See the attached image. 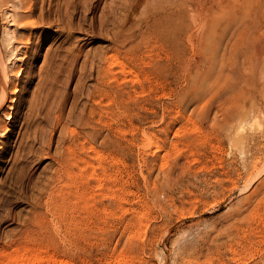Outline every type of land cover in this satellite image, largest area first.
I'll return each mask as SVG.
<instances>
[{
  "label": "rangeland",
  "instance_id": "374dc122",
  "mask_svg": "<svg viewBox=\"0 0 264 264\" xmlns=\"http://www.w3.org/2000/svg\"><path fill=\"white\" fill-rule=\"evenodd\" d=\"M132 1L35 0L22 41L1 17L0 261L26 247L72 264H264V206L231 232L248 190L219 127L242 102L236 77L264 79V0H226L209 27L200 0ZM255 101L244 132L264 128Z\"/></svg>",
  "mask_w": 264,
  "mask_h": 264
},
{
  "label": "bare ground",
  "instance_id": "6f19581e",
  "mask_svg": "<svg viewBox=\"0 0 264 264\" xmlns=\"http://www.w3.org/2000/svg\"><path fill=\"white\" fill-rule=\"evenodd\" d=\"M196 1H198V0H196ZM200 1H201L200 5H196V6H192V5L189 6L188 5V7L192 6L191 9L193 8V9L200 10L199 11L200 13L205 8V10H204V11H206L204 13V19L205 20L203 19L202 26L203 27L211 26L213 24L211 19H215L217 26H219L220 18H222V16H221L222 7H223V4L225 3L226 0H207V1L206 0H200ZM207 2H209L208 4H210L208 7L205 6V5H207L206 4ZM133 3H135L134 6H136L138 3V0H136V2L132 1V4ZM0 6H2V8H0V19H1V17H4L6 14H10V16L12 17V19H11L12 25H14L15 28L17 29V31H19L18 32L19 37H18V35L16 37H18L19 40L22 41L23 40L22 38H23V36L25 37V34H24L23 30H21V29L27 28L28 26L30 28V26H33L35 24V22L33 20H31V17L33 15V11L35 10V0H0ZM215 6H216V8H214ZM131 9H133V7ZM192 12H193V10L191 11V13ZM196 12H198V11H196ZM179 15H181V14H179ZM127 17H129L128 14H127ZM171 18H173V20ZM171 18L166 17V16L165 17L159 16V17H156L150 25H153V24L157 25L160 28H163L164 29L163 31H166L167 33H170V34H174L177 30L180 31L182 29V27L185 26V20L186 19L183 20V18H182L181 21H177V20H175L174 17H171ZM163 20H165L164 26H163ZM122 21H124V20H122ZM158 23H160V24H158ZM121 28H123V27H121ZM131 29H132L131 27L124 29V31H125V42L129 41V42H134L136 44V42H135L136 37L141 34V31L138 29H137V31H134ZM4 32H5L4 34L7 35L6 36L7 38L6 37H3V38L8 39V41L13 40L14 35H15L13 33V30L6 28L4 30ZM14 32H16V31H14ZM118 36H120V35H118ZM163 37H164V35H163ZM172 42H174V41H172ZM9 46H11V45H9ZM11 50H12V47H11ZM0 59L2 61V65H4L3 67H4V72H5V74L3 72V75H4L3 76L1 71H0V105H1L5 101V99L8 97V94H9L8 93L9 76H7V67H6L7 65H5L2 57ZM121 67H122V69H124L123 63H121ZM229 92H235V93H237V95L241 96L242 102L240 104V107L237 110H235V112H233L231 115H229L230 114L229 113L228 117L226 116L227 118L225 120L226 121L225 123H227V121H231V124L227 123L228 126H226V127L225 126L224 127L219 126V127L224 129L223 134H224L225 139L229 143V145L232 146V148L234 147L235 150H237L240 153V155L242 157L240 159L241 160L240 164H241V167H243L242 169L244 171L240 170V172H238L240 168H239V165H237L238 163H237L236 158L238 157V155L236 153L235 154L237 156L233 155V153H232V155H233L232 157L235 160H233V161H231V163H229L230 168L228 170L226 168L225 169L227 170L226 171L227 173H229L233 169L238 170L236 172V173H238V176L236 179H237L238 183H240L241 189H247L248 190V193L246 195L244 194V197L242 198L243 202L240 204L238 211L236 212L235 219L232 220V222H230L231 223L230 227H232L234 229L231 232L232 233L234 232L237 234L243 228V225L239 224L238 221H240V220L246 221L250 217L252 218V216L254 217L256 215H259V218H260V214H261L260 206H264V142L262 141V140H264V131H263L264 128L261 130L260 133L254 132L256 130H254L253 132H251V131L248 132L249 130H246L245 132L243 131L244 122L247 121L248 119H252V118L257 117L256 108H254L253 103L256 102L255 100L257 98H259V95L264 96V79H259L256 77H250V76H246L244 74H241L238 77H236V80L234 81V85H232L230 87ZM207 111H208V109H207ZM214 115H215V113H214ZM214 115H212V116H214ZM221 124H222V122H221ZM2 125L3 124L0 123V126H2ZM222 125H224V124H222ZM3 127L5 128V126H3ZM69 150H70V148H69ZM70 153L71 152L69 151V155H71ZM62 158H61V160H62ZM59 159H60V157H59ZM63 160H64V158H63ZM58 165H60V164H58ZM63 166H65V165H63ZM59 169L61 170V168H59ZM65 172H67L66 175L68 174L69 176H71L68 169L65 170ZM236 173H234V175H236ZM231 176H232V174H231ZM233 180H235V179L233 178ZM235 183H236V181H235ZM55 189H58V187L56 186ZM55 189H54V191H55ZM239 202H240V200H239ZM83 229H85L84 226H83ZM84 232H85V230L82 231L83 237L86 236V234ZM243 233H244V231H243ZM84 251H85V249H84ZM84 251H83V253H84ZM87 251H89V253L87 252L89 255L90 252L93 251V247H90L89 249H87ZM93 255H95V254H93ZM117 260H119V259H117ZM87 262H89V261H87ZM0 264H72V263L69 260L57 259L53 254L47 255V252L44 254V253L39 252L38 250L37 251L34 249L29 250V248L25 247L24 249L21 248L20 250L17 249L15 253L11 252V254H9L5 260L3 259L0 261Z\"/></svg>",
  "mask_w": 264,
  "mask_h": 264
}]
</instances>
